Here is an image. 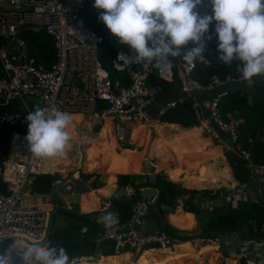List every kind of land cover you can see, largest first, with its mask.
I'll return each mask as SVG.
<instances>
[{
	"label": "built area",
	"instance_id": "1",
	"mask_svg": "<svg viewBox=\"0 0 264 264\" xmlns=\"http://www.w3.org/2000/svg\"><path fill=\"white\" fill-rule=\"evenodd\" d=\"M93 3L94 0H0V124L19 129L11 132L6 157L0 164V251L9 246L23 247L21 241L49 245L50 210L39 207L40 196L26 198L25 187L31 176L51 173L54 166L48 158H37L30 153L26 141L29 112L37 107L54 106L70 114H95L110 122L117 142H124L128 124L147 118V106L160 90L158 84L150 83L151 76L170 79L173 66L177 67L182 81L181 91L192 96L191 107L201 132L242 159L257 184L264 188V160L252 161L250 151L238 143V129L222 119L218 111L217 101L224 91L205 101L197 99L204 93H213L214 86L242 81L241 64L236 63L222 77L211 76L200 83L192 77L194 66L176 58H170L171 71L162 73L151 64L118 59L120 53L129 55L130 49H116L110 61L116 75L110 78L97 55L102 37L86 27L79 17L80 10L87 4L93 7ZM197 11L210 15L209 0H203ZM22 29L50 37L53 60L48 65L28 53L26 42L19 35ZM257 81L264 84V77L259 76ZM174 103L166 102L159 113ZM260 141L264 144V134ZM57 185L61 196L71 194L72 175L51 182L52 187ZM150 203L151 200L142 197L135 200L128 217L104 230L101 238L111 241L115 252L123 249L138 252L149 244L163 251L171 248L175 239L164 230L142 229ZM106 207L107 204L101 205L99 211ZM67 208L72 210L70 204ZM238 251L245 264L248 257L254 258L253 264H264V238L242 240ZM92 260L93 255H88L70 261L88 264Z\"/></svg>",
	"mask_w": 264,
	"mask_h": 264
},
{
	"label": "trees",
	"instance_id": "2",
	"mask_svg": "<svg viewBox=\"0 0 264 264\" xmlns=\"http://www.w3.org/2000/svg\"><path fill=\"white\" fill-rule=\"evenodd\" d=\"M99 11L94 9L90 4H87L79 12V17L82 19L83 23L94 31L96 34L102 37V40L98 46L97 55L98 59L109 74L110 78H114L115 72L110 67L111 58L116 49L128 50L129 47L126 45H119L116 43V38H114L110 32L107 30L106 26L98 20ZM215 24L210 25V32L214 31ZM19 35L25 40L28 47V53L35 57L38 62L48 65L53 60V48L52 42L49 36L43 32L33 33L28 29H22ZM3 42V40H2ZM191 47V44L188 45ZM208 54L213 57H217V40L214 38L208 43L205 50V60L195 62L194 69L192 70V77L200 83H205L211 76L222 77L226 73L231 72L233 66L238 61L233 62L230 66L224 65L222 62H215L208 59ZM177 60L183 61L181 57H176ZM1 76V68H0ZM179 74L173 69L172 77L169 80H164L159 77L151 76L150 83L158 84L160 86L159 92L163 93L164 100L175 101L174 106L168 108L163 114L158 115L155 119L157 122H168L180 125L182 127H195L198 122L194 118L193 110L191 107V95L183 94L181 92L182 81ZM158 93V92H157ZM156 93V94H157ZM212 92L204 93L198 96V100L204 101L213 96ZM251 97V105L248 104L247 98ZM194 97V95H193ZM166 101V102H167ZM218 111L225 121L241 119L243 125L237 124V129L240 132V137L238 143L242 147L250 148V156L252 161H263L264 160V144L260 140L253 141L255 132L259 131V135L264 134V84L257 81L252 89L247 90H226L224 94L217 101ZM72 118L73 115L71 114ZM93 123H97L95 117H87ZM102 124V120L100 121ZM139 122L135 127L130 128L128 131V137L131 142L137 141V133L141 132L143 125ZM105 129L102 136L97 137L99 141H102L103 146L99 148L100 152L95 153L94 147L97 146V142L91 139L87 147V160L83 158V166L87 170H91L95 162H104L107 170L112 173L114 170V165H117V172H124L128 169L126 165L128 154L131 156L129 169L135 160L136 152L124 151L119 155H114L112 149H110L111 144L114 143L113 134L109 128V125H104ZM13 130H19L7 124H0V164L4 160L7 154L8 143L10 139V134ZM192 131H184L181 134L185 137L189 143H194V140L188 139ZM73 136V135H72ZM74 137V136H73ZM248 138H252L250 142H247ZM77 140L76 137H74ZM81 141V140H80ZM129 145L126 140L124 142H118V148H127ZM86 151V150H85ZM187 151L180 150L174 151L177 156L178 162H181L184 158V154ZM98 157L94 159H89L90 157ZM54 167L51 173H41L33 175L29 178L27 182V189L33 194H50L51 193V182L57 178H64L72 173L77 172L79 179L86 181L91 174L84 173L80 168L70 169L66 174L60 175L57 169V161L61 158H53ZM227 161L231 170L232 180L228 182L229 186L247 182L249 179V171L245 165V162L236 157L233 154L227 155ZM161 167V168H160ZM160 171H166L171 167L170 164H165L160 166ZM116 172V173H117ZM203 175V170L200 176ZM99 172L95 171L93 173V180L91 182V187H97L101 183L99 182ZM136 175L119 173L116 178V189L119 187H131L132 191L130 193H117L116 189L110 195L108 200V205L104 211H92L85 214H80L77 216L78 223L72 226L50 228L48 233L49 246L53 247H63L70 257V260L74 257H83L88 255H101L105 258V264H122V259H120L119 254H115L113 244L106 238H101V234L106 228L100 221V217L107 215L109 213H114L118 217V223L124 221L130 212L131 205L135 200L139 199V190L145 187H149L156 190L155 204L151 201L147 208V212L144 218L155 225L156 230L162 229L168 235L173 236L176 241H184L190 238L199 237L202 238H214L219 231H233L240 225L236 223L233 218L229 219V227H209L203 229L199 234L190 235H180L173 233L174 231L167 230L163 225L160 224V214H158L159 209L157 208V203L164 202V195L169 189L178 187V184L173 183L165 177L164 174L157 172L154 173L150 180L139 181ZM174 193L171 191L168 193V197H174ZM51 202L55 206L57 205V198L53 195L51 196ZM58 212L71 215L69 211L65 209H58ZM55 213L52 214V223ZM244 220L243 226L247 228L248 231L259 232L262 230L264 232V203L261 205L258 203L250 202L246 205L245 210L242 213ZM210 220L202 222V225L208 227L210 225ZM99 237L98 241L96 238ZM155 247L153 244L146 245L142 250ZM177 248V245L174 246ZM200 249V248H199ZM123 252L129 251L128 249H123ZM113 256V257H109ZM129 264H170L172 261L168 259L166 255L161 252V256L156 254L148 255L146 252L131 253L129 256ZM192 261L191 258L187 259ZM214 264H224L223 259L221 261L215 258L213 260ZM80 264V263H74ZM84 264V263H82ZM231 264H234L231 263ZM236 264H244L243 259H237Z\"/></svg>",
	"mask_w": 264,
	"mask_h": 264
},
{
	"label": "crops",
	"instance_id": "3",
	"mask_svg": "<svg viewBox=\"0 0 264 264\" xmlns=\"http://www.w3.org/2000/svg\"><path fill=\"white\" fill-rule=\"evenodd\" d=\"M173 69L177 74H179L176 66H173ZM157 92V94L155 93L153 97V101L147 106V118L143 120L132 121L128 124V127H126V142L129 147L118 148V142L115 140V138L114 143H112L110 147V149H112V152H114V155H119L124 151L142 152V156L140 159L141 165L138 164V167L136 169L130 170L129 164L131 156L129 154L126 163L128 169H126L124 172H117L114 175H112V173L107 170L104 162H95L93 167L97 168L93 169L92 167L91 170L85 169L82 164V167L84 169L80 170L84 173L91 174V177L84 181L90 187V191L82 193L80 195V200L82 198V208L79 213L85 214L92 211H99V207L101 205H108L109 197L116 189V178L119 173L136 175L138 176L137 178L139 179V181H147L150 180L151 176L154 173L160 172L164 174L167 179H169L173 183L178 184L177 189H169L168 192L164 195L163 203H157V208L159 209L158 214H160V224L163 225L167 230L171 232L174 231L173 233L180 235H190L199 234L203 231V229L205 230L209 227H220L224 229L226 227H229L228 218L230 217H234L236 221L239 220L240 222L244 223L242 213L245 210L246 205H248L250 202L258 203L260 205L264 203V201L261 200L262 194L259 190L262 187L257 184L255 178L249 173V179L247 182H244V184L250 188L255 187L254 189L251 188L248 191L238 192L236 194H233L232 196H221L223 191L227 189H233L235 187V185H228V182L232 180L231 170L227 161V155L230 154V152L225 151L224 147H221L218 143L214 142L208 136L204 135L198 125L195 127H182L174 123L157 122L155 118L158 115L164 113H159V108L163 106L167 101L164 100L163 93L159 91ZM72 115L73 122L68 129L72 137L70 141V147L66 150V154L61 158V160L56 162L58 164L57 169H59L58 171L60 172V175L66 174V172L70 169L79 168V166L75 164L77 161L81 160V162L83 163V158L87 160V147L91 139H94V141L97 142V146L94 147L95 153L97 154L96 149H98V146H103L102 141H99L97 137L102 136V133L105 129L104 125L108 124L111 130L110 122L108 120H103L104 123L102 124L100 122L101 119L95 114ZM85 116L95 117L101 123L100 125L93 124V122L88 119V123L84 125L86 127H90L89 129H85V132H95L96 135L86 137L80 136L78 134L82 120L86 119L83 118ZM141 121V124L144 127L141 132L137 133V141L131 142L128 137V131L130 130V128L135 127ZM227 122L235 125V127H237V124L243 125L241 119L229 120ZM90 124H92L93 126L91 127ZM92 129L94 130L92 131ZM184 131H192V133L190 134V137L192 138L190 140L192 141L195 137H197L194 143H189L188 140L183 137L181 133ZM72 135L76 137L77 140H75ZM250 139L252 140V138ZM258 140H260V135ZM139 146L140 149L137 148ZM246 149L250 150V148ZM180 150H185L187 152L184 154L183 160L181 162H178L177 156L174 151ZM99 152L100 150L98 151V153ZM93 157H90L89 159L91 160ZM165 164L171 165V167L166 171L156 170L152 167V165L159 167L161 165L164 166ZM199 167L203 168L202 176L195 174V171L199 169ZM95 171H98L100 174L98 180L101 184L97 187H91L93 173ZM72 177L73 180L78 178L77 172L74 171V173H72ZM237 185L239 184H236V186ZM51 188L53 187L51 186ZM126 188H129V191L127 193H130L132 191L131 187L126 186ZM153 190L154 195L152 196L151 201L155 199L156 195V190ZM108 191L109 193H107ZM171 191L175 195L174 197L169 198L168 193ZM33 195L40 196L41 199L43 198L44 202L41 203L40 201L38 203L39 207L50 211L54 207L60 206L61 202L59 203V200H61L63 197L60 194H53L52 190L50 194L30 193L27 189L26 184L25 197L27 198V196L31 197ZM53 195L57 198L58 202L55 206L51 202V196ZM162 204L164 206H161ZM67 206L68 203L66 202L62 204L63 208H67ZM210 207L212 211L211 217L210 213L206 212V210ZM67 211H69V209ZM56 212H58V210L54 213ZM64 215L72 216L75 219L74 225L78 223L77 216L67 214ZM207 219L210 220V225L208 227H205L202 225V222L207 221ZM239 227H241L246 234L251 233L247 230L246 227L243 226V224ZM142 229L143 231H155L156 227L154 224L144 218L142 222ZM253 231L254 230H252V232ZM219 232H225V230ZM219 237L220 235L216 234L214 238L200 239L199 237H194L184 241H176L175 239L173 246L164 251L172 252L174 246L177 245L176 251L178 252V259L172 261L170 264H197L194 260L189 261L187 259L191 258V256L200 248L203 249V253L199 257L198 263L214 264L213 260L215 258H217V260L219 261H221L223 258L227 259L225 258V256L230 255L234 250L233 248L229 249L228 243H225L226 250H224L225 252H221V250L219 249ZM256 238H264V232L263 235ZM240 245L241 241L237 242V248L235 249L237 257L234 260L231 259V263L234 262V264H236L237 259L241 258L243 259V262L245 264L244 258L240 256L238 251V249H240ZM162 251L163 250L158 249L157 247H152L138 252H146L148 255L156 254L157 256H161ZM133 252L135 251H120L115 252L113 256L119 254L120 259H122V264H129L128 256ZM97 257L104 258L101 255L93 254L94 260ZM254 262L255 260L253 257H248L246 264H253ZM88 264H93V260Z\"/></svg>",
	"mask_w": 264,
	"mask_h": 264
},
{
	"label": "clouds",
	"instance_id": "4",
	"mask_svg": "<svg viewBox=\"0 0 264 264\" xmlns=\"http://www.w3.org/2000/svg\"><path fill=\"white\" fill-rule=\"evenodd\" d=\"M203 0H94L102 22L116 43L126 45L130 54L120 53L127 62L147 63L162 73L172 68L170 58L181 57L194 66L205 60V50L217 40V59L226 66L238 61L241 77L248 84L264 77V0H209L211 14L197 11ZM215 24L210 32V25ZM191 44V47L188 45ZM26 141L37 158H62L72 139L70 113L35 108L26 117ZM106 229L118 224L109 213L99 218ZM16 243V242H14ZM23 247L0 251V264H71L63 247L47 243L19 242Z\"/></svg>",
	"mask_w": 264,
	"mask_h": 264
},
{
	"label": "water",
	"instance_id": "5",
	"mask_svg": "<svg viewBox=\"0 0 264 264\" xmlns=\"http://www.w3.org/2000/svg\"><path fill=\"white\" fill-rule=\"evenodd\" d=\"M208 59L211 61L220 62L217 59V57H213L210 54H208ZM233 62H236V61L234 60ZM258 78H259V76L253 78L252 84H248L247 82L242 80L239 82H228V83H225L223 85H217V86H214L213 92L214 93H220L224 90L252 89L253 86L256 84ZM247 102L249 105H251V97L250 96H248ZM258 138H259V131H256L255 136H254V141H257ZM251 188L254 189L255 187H251ZM251 188L246 186L244 183H242V184L235 186L233 189H227V190L223 191L221 196H224V197L232 196L233 194H236L238 192L248 191ZM259 190L261 191V194H262L261 200L264 201V188H260ZM89 191H90V187L83 180H81L79 178H76L73 180L71 194L63 195V197L61 199L63 202H66L72 206V210H69L71 215L78 216L80 214L79 213V211H80V209H79L80 195L82 193L89 192ZM128 191H129V188H126V187H119L116 189L117 193L126 194ZM59 192H60V186L57 185V186H54L52 188L53 194H59ZM153 195H154V190L149 188V187H145V188H142L141 190H139V196L142 198L151 200ZM61 200H59V201H61ZM152 202L155 204V199ZM161 206H164V205L162 204ZM60 208L68 210L67 208H63L62 206H56L50 211L49 230L48 231H50V228H51L52 214ZM236 223L237 224L241 223L240 225L243 224V222H240L239 220H237ZM217 234L220 235V237H219V245H220L219 249L221 250V252H225L224 251V250H226L225 243H228L229 249H232V248L236 249L237 248V242H240L242 240L254 239L258 236L263 235V232L259 231V232H251L250 234H246L241 227H238L235 230H233L232 232L231 231H225V232H218Z\"/></svg>",
	"mask_w": 264,
	"mask_h": 264
},
{
	"label": "rangeland",
	"instance_id": "6",
	"mask_svg": "<svg viewBox=\"0 0 264 264\" xmlns=\"http://www.w3.org/2000/svg\"><path fill=\"white\" fill-rule=\"evenodd\" d=\"M180 80V79H179ZM181 81V80H180ZM83 118H86L85 120H82V123H81V125H80V127H79V135L80 136H86V137H88V136H94V135H96V133L95 132H85L84 130L85 129H89L90 127H86V126H84V125H86V123H88L87 121H89L88 120V118H87V116H85V117H83ZM91 121V120H90ZM96 121H97V123H93V124H101L98 120H97V118H96ZM90 126L92 127L93 125L92 124H90ZM94 129H92V131H93ZM189 137H190V135H189ZM188 137V139H190ZM102 147V145H99L98 146V149H96V151H97V153H98V151H99V148H101ZM138 149H140V146L139 147H137ZM96 157H98V155H96L95 157H93L92 159H94V158H96ZM56 163V162H55ZM76 165H78L79 166V168L80 169H84L83 167H82V162H81V160L80 161H77L76 163H75ZM53 166H54V163H53ZM96 166V165H95ZM95 168H97V167H93V169H95ZM44 201H43V198H42V201H41V203H43ZM61 202V203H60ZM59 203H60V206H62V204H64L65 202H63L62 200L61 201H59ZM74 221H75V219L72 217V216H66V215H64V214H62V213H60V212H56L55 213V216H54V218H53V223H51V227H53V228H59V227H67V226H71V225H74ZM232 254H233V256H234V259H236V257H237V254H236V250L234 249L232 252H231V254L230 255H228V256H225V258H227V259H232ZM95 260H94V258H93V262H94Z\"/></svg>",
	"mask_w": 264,
	"mask_h": 264
},
{
	"label": "bare ground",
	"instance_id": "7",
	"mask_svg": "<svg viewBox=\"0 0 264 264\" xmlns=\"http://www.w3.org/2000/svg\"><path fill=\"white\" fill-rule=\"evenodd\" d=\"M102 122H104L103 120H102ZM195 133H196V131H195ZM190 139L192 138V137H189ZM141 156H142V152H139V151H137L136 152V154H135V160H134V162L132 163V165H131V169H136L137 167H138V164H140V159H141ZM48 162H49V164H53L54 163V160H53V158H48ZM144 164V163H143ZM141 165V164H140ZM152 167L154 168V169H159V167H156V166H153L152 165ZM117 165L115 164L114 165V170H113V172H112V175H114L116 172H117ZM202 170H203V168L202 167H199V169H197L196 171H195V174H197V175H200L201 173H202ZM107 193H109V191L107 192ZM90 194V193H89ZM81 203H82V198H81V200H80V211H81ZM88 203V202H87ZM206 212H208V213H210V217H211V207L210 208H208L207 210H206ZM134 253H140V252H134ZM162 253L164 254V255H166L167 257H168V259L169 260H171V261H174V260H176V259H178V252L176 251V249L175 248H173V250H172V252H168V251H162ZM203 253V249H199V250H197L192 256H191V259L192 260H194L197 264H199L198 262V259H199V257L201 256V254ZM232 260H234V256H233V254H232ZM232 260L230 259V260H227V259H224L223 258V262H224V264H230L231 262H232ZM80 264H82V263H80ZM93 264H105V258H96L95 259V261L93 262Z\"/></svg>",
	"mask_w": 264,
	"mask_h": 264
}]
</instances>
